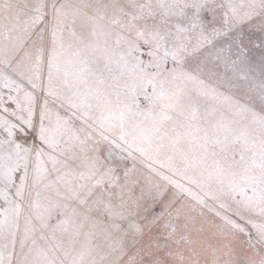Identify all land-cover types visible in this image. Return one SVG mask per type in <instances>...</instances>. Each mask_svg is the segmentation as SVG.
I'll return each instance as SVG.
<instances>
[{
    "label": "snow or ice",
    "instance_id": "obj_1",
    "mask_svg": "<svg viewBox=\"0 0 264 264\" xmlns=\"http://www.w3.org/2000/svg\"><path fill=\"white\" fill-rule=\"evenodd\" d=\"M0 264H264V0H0Z\"/></svg>",
    "mask_w": 264,
    "mask_h": 264
}]
</instances>
